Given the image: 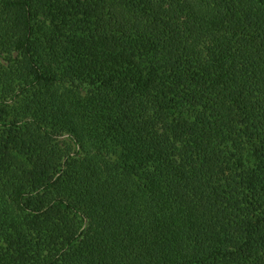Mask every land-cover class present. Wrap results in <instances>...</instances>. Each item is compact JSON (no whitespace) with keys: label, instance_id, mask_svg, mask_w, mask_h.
Instances as JSON below:
<instances>
[{"label":"trees","instance_id":"16d2710c","mask_svg":"<svg viewBox=\"0 0 264 264\" xmlns=\"http://www.w3.org/2000/svg\"><path fill=\"white\" fill-rule=\"evenodd\" d=\"M0 264H264V0H0Z\"/></svg>","mask_w":264,"mask_h":264},{"label":"rangeland","instance_id":"374dc122","mask_svg":"<svg viewBox=\"0 0 264 264\" xmlns=\"http://www.w3.org/2000/svg\"><path fill=\"white\" fill-rule=\"evenodd\" d=\"M59 140L63 146H66L70 142L67 136H62Z\"/></svg>","mask_w":264,"mask_h":264}]
</instances>
